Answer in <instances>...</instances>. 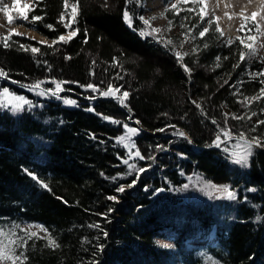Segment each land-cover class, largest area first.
<instances>
[{
  "label": "trees",
  "instance_id": "obj_1",
  "mask_svg": "<svg viewBox=\"0 0 264 264\" xmlns=\"http://www.w3.org/2000/svg\"><path fill=\"white\" fill-rule=\"evenodd\" d=\"M142 1L79 0L74 25L79 32L67 44L49 48L15 35L11 47L0 44V68L8 73L0 78V87L31 101L17 112L0 106V222H37L60 245L53 249L44 239L30 240L27 264H264V147L253 146L246 164L234 163L232 153L225 151L241 131L264 142V125H257L264 120V101L250 108L238 102L264 87L259 82L264 77L250 76L264 71V56L255 41L257 54L240 62L243 46L237 36L229 46L215 32L216 22L200 38L206 19L202 23L195 11L187 10L194 5L180 3L170 9L175 27L196 28L183 61L189 75L172 47L140 34ZM126 8L132 27L123 19ZM63 10V0H39L28 16H44L35 30L56 39L66 31L59 21ZM20 43L39 47L43 54L34 58L30 51L18 50ZM53 78L70 82L59 99L22 87ZM88 84L128 91V107L81 87ZM65 99L76 103L66 104ZM192 101L201 104L204 114ZM253 111L257 115L248 120L245 114ZM224 113L229 114L226 124ZM232 114L245 119H232ZM124 124L140 130L132 140L145 159L129 158L128 149L117 143ZM226 127L233 139L221 135L223 143L216 147L213 142ZM177 130L186 137L175 134ZM125 159L135 168L129 169ZM194 176L226 186L234 196L185 199L176 190ZM120 186L123 192L117 191ZM17 233L24 234L20 228ZM209 237L212 242H194Z\"/></svg>",
  "mask_w": 264,
  "mask_h": 264
},
{
  "label": "snow or ice",
  "instance_id": "obj_2",
  "mask_svg": "<svg viewBox=\"0 0 264 264\" xmlns=\"http://www.w3.org/2000/svg\"><path fill=\"white\" fill-rule=\"evenodd\" d=\"M39 2V0H35V2H32L30 0L29 3H24L22 7L26 10L24 12L20 13V21H21V26H23V22H28L30 23L33 28L35 29V26L38 22H42L44 20V16L42 15H32L31 20H29L28 13L32 12L36 4ZM131 3L132 0H129ZM198 0H177V3H174L171 5L172 9L177 8V4L179 3H192L193 5H196ZM202 2V0H200ZM19 5V0H13L12 8H17ZM71 9V11H68V9ZM63 11L60 14L59 21L63 22L64 28L68 29L71 27V24L76 21L78 12H79V0H75V2H71V0H63ZM188 11H195V8H189L187 9ZM0 11H2L8 18V23L11 24L13 23V18L10 15V9L8 5H4L3 7H0ZM167 11V9H166ZM178 14V13H177ZM162 16L164 15L163 13L161 14ZM200 17V21L203 23L205 21V13L204 9L201 8L200 12L198 13ZM259 12H253L251 16H243L244 23L240 25V28L237 29L238 32H245L246 34L244 37L237 36L236 40L239 41V44L242 45V50L239 51L238 56H239V61L243 62L246 57L254 56L257 54V49L254 47V43L257 40L258 36H264V31L261 30V25L256 22L257 16H259ZM69 16L71 19L65 22V17ZM123 19L125 23L128 24L129 27H132L133 24V17L130 14L129 10L127 8L123 12ZM139 19L144 23V25L147 28H151L150 20L145 19L143 16H140ZM151 19H156V17H152ZM219 17H213L212 19L207 20V27H204L202 30L198 32V36L200 38H203L207 33H209L210 30H212V25L214 22L218 21ZM251 21L252 27H249V22ZM171 21H169V25H171ZM45 28L54 30V26L51 24H44L43 25ZM181 27H185L184 25H181ZM253 28L255 30L256 35H251L249 33H252ZM79 32V29H73L71 31H68L66 34L59 35L56 39H53L51 43L49 44L47 40L40 41L39 43L46 44L47 47L52 48L55 45H57L60 42H63L64 44L69 43ZM160 32V29L157 28H151V31H146V30H141L140 34L142 36H150L155 33ZM215 32L219 33L221 37H223L224 33L221 30L219 24H216L215 27ZM21 36L23 35L22 33L16 31V29L11 28L8 31L7 36H0V44L3 45L4 48H9L11 47L10 41H12L13 36ZM185 40L181 42L180 47H183L184 43L188 42V40H194L196 39L195 36L191 35V30L188 32L184 33ZM15 43V41H12ZM87 41H85L86 43ZM233 43H235V40L229 38L227 40V44L230 46ZM168 45H173L172 40H167L165 42V47H168ZM208 45L205 44L204 47L206 48ZM264 47V45H261ZM18 50L25 51V52H31L33 57L35 58L37 55H42L43 53L41 52V49L39 47L32 46L30 44H23L20 43ZM247 50V51H245ZM197 51L196 48L192 49V52L195 53ZM174 55L177 59L178 62L181 63V66L184 68V71L191 74V69L183 63L184 57L189 55L188 52H180V51H175ZM65 59H71L70 56L65 57ZM115 59V58H114ZM218 63L216 64V67H220L219 61L220 57L216 58ZM227 59V57H225ZM46 63V62H45ZM95 63V61H93ZM116 65H119V61H116ZM239 67V63L233 66ZM50 70V69H49ZM250 76L252 78H259V77H264V71H260L257 73H250ZM8 73L5 72L2 68H0V78H7ZM122 79V77H119ZM13 83H18L17 81H12ZM262 85H264V79H261L259 81ZM45 83H50L55 85L54 88H43L42 85ZM70 83L69 81H64V80H57L55 78L51 79L50 81H43V80H38L32 84L29 85H22V87H26L29 89V91H36L38 95L44 96L50 94L53 97H56L57 99L60 98L59 93L63 92L65 89L63 87L64 84ZM227 83V80L225 81ZM81 87H86L87 89H90L92 92L96 93L98 92L101 96L104 97H113L118 100L120 105L123 107H128L126 101L130 96V93L128 91H123L121 92V87H114L112 84H109L106 90H101L94 84H88L86 86L81 85ZM236 93H234L235 95ZM90 99H95V97H90ZM258 101H264V87H261L258 91L257 94L248 97L244 96L242 100L238 101L241 103L242 106L244 107H251L252 103L258 102ZM64 103L66 104H75L76 101L70 100V99H65ZM195 106L201 110V113L204 114L203 108L200 103H197L196 101H192ZM24 105H29L31 106V101L27 100L24 96L22 95H16L12 92H10L9 88L4 87L2 90H0V106L3 107H8L11 106L13 111H20ZM89 111H94V109H89ZM131 111V109H129ZM261 112H264V108L261 109ZM228 113H224L225 117V124L227 123V118H228ZM256 112H251V115L245 114L246 118L248 120H251L252 117L256 116ZM245 116H237L236 114H232L231 118L235 120H244ZM105 120H111L110 117L105 116ZM131 119V117H129ZM113 123L119 124L120 121H115L112 120ZM137 124L140 122L137 120ZM213 124H217V121L215 119L212 120ZM257 125H264V120H259L257 121ZM219 127V125H217ZM125 129V133L117 138V143L122 144L126 149H128V155L129 158H139L140 160L145 159L143 155H141V152L139 151L138 148H136V145L134 141L132 140V137L136 136L139 134V129L130 127L128 124L123 125ZM170 127H175V125H171ZM158 131H164V129H158ZM252 132L256 131V127L251 128ZM181 137H186V134L183 131L177 130L175 133ZM221 135L224 136L226 140L233 139V133L230 128H221L220 131L218 132L216 136V140L213 142L216 147H219L223 141H221ZM237 143L236 147L240 148L243 147L244 151L243 154L240 152H233L232 155L234 157V163L236 164H246L248 157L252 154V148L253 146L256 147H264V142H262V138L258 136H252L249 138L245 132L241 131L238 136L236 137ZM191 142V141H189ZM240 142H243L241 145ZM133 149H136L134 152L132 151ZM225 151H228V149H225ZM123 163L128 165L129 169H134L135 164H129V161L127 159L123 160ZM27 171V170H25ZM139 172L145 171L144 168H140L138 170ZM130 174V173H129ZM28 175H30L34 180H36L38 183L41 184L42 187L47 188L48 185L44 184L42 181L39 180V178L32 172H28ZM115 179V177L113 178ZM135 181H133V184ZM128 187H132V185H128ZM187 187V185H185ZM125 190L124 186H120L117 188L118 192H123ZM228 196L230 198L233 197V193L227 190V187L225 186L224 189ZM109 200H115V196H110L108 197ZM111 211V210H110ZM37 228L38 231H31V228ZM90 227H99V225H90ZM19 225L13 224L10 229L5 230L2 227H0V264H27L28 261V256L26 255L28 243L30 240L35 239H44L46 240V247L48 248H59L60 245L57 243V241L49 234L48 229L44 228L42 225H29L26 229H20L21 232H23V235H19L17 233V229H19ZM39 232H43L44 236H40ZM108 234L107 232H104V236L106 237ZM99 250H103V245L99 246Z\"/></svg>",
  "mask_w": 264,
  "mask_h": 264
},
{
  "label": "rangeland",
  "instance_id": "obj_3",
  "mask_svg": "<svg viewBox=\"0 0 264 264\" xmlns=\"http://www.w3.org/2000/svg\"><path fill=\"white\" fill-rule=\"evenodd\" d=\"M29 2L30 0H19L20 6H18L17 8H12L13 0H0V7H3L5 4L8 5L10 9V15L13 18V23L9 24L7 16L2 11H0V36H7L9 29L14 28L16 29V31L23 34L21 36H26L36 41L47 40V42L50 44L53 39H50L47 36L36 31L34 28L27 26L25 22H23V26H21L20 13L26 11L22 7V5L24 3ZM174 3H177V0H143L140 4L142 10L141 16H143L145 19L150 20L151 28L160 29V32L150 35L154 40H157L163 44H165L167 40H172L173 45L168 46L172 47L175 51H180L183 53L188 49L191 42L190 39L188 40V42L184 43L183 47H180L181 42L185 40L184 33L191 30V35L194 36L196 28L195 26L193 27L187 25L182 31L177 30L174 23V12L170 10L171 5ZM220 4L223 5L224 9H222ZM245 5L249 7L244 8ZM194 7L195 17H198L199 19L200 17L198 13L200 12L201 8L204 9L206 21L208 19H212L213 17H219V20L216 21V23L219 24L221 30L224 33L223 37H225L227 40L229 38L232 39L233 37L240 35L241 32H238L237 29H239L240 25L244 23L243 16L250 17L253 12L260 13V15L256 18V22L261 25V30L264 31V0H261V2L256 0H202V2H200V0H198L197 4L194 5ZM68 11H71V9L69 8ZM162 13L164 14L163 16L161 15ZM152 17H156V19H151ZM70 19L71 18L69 16H66L65 22ZM169 21L172 22L171 25H169ZM74 25L75 22L72 23L71 27L66 29V31L62 34H66L68 31L75 29ZM143 26V30L151 31V28H147L145 25ZM248 26L252 27L251 21L249 22ZM252 35H256L254 28ZM256 44L259 47L260 53L264 56V47L261 46L264 45V36H258ZM0 90H2L1 87ZM9 108L12 110L11 106H9ZM236 143L237 142H232L229 146H227V149L231 153L240 152L241 154H243V147L237 148ZM240 143L241 145L243 144V142ZM185 185H187V187H185ZM224 189L225 186L208 183L207 181H204L203 179L194 176L191 177L187 183L178 188L176 191L179 192L185 199H191L194 201L202 202L218 198H230ZM227 190L233 193L228 187ZM13 224L19 225L20 229H26L29 225H41L37 222L30 221H22L19 223H9L8 221H5L3 223L0 222V227L5 230H8ZM31 231H38V229L33 227L31 228ZM39 233L44 234L43 232ZM160 240V242L170 244L168 240ZM194 242H212V238L209 237L204 242L200 241L199 239L195 240ZM200 254L204 256L205 261L210 260L208 254H206L204 251H201ZM176 264H179V262H177Z\"/></svg>",
  "mask_w": 264,
  "mask_h": 264
},
{
  "label": "bare ground",
  "instance_id": "obj_4",
  "mask_svg": "<svg viewBox=\"0 0 264 264\" xmlns=\"http://www.w3.org/2000/svg\"><path fill=\"white\" fill-rule=\"evenodd\" d=\"M244 1H245V0H244ZM256 1H260V2H261V0H256ZM254 5H255V4H254ZM220 6L222 7V9H224V7H223L222 4H220ZM247 7H249V6H247V5L244 6V8H247Z\"/></svg>",
  "mask_w": 264,
  "mask_h": 264
},
{
  "label": "water",
  "instance_id": "obj_5",
  "mask_svg": "<svg viewBox=\"0 0 264 264\" xmlns=\"http://www.w3.org/2000/svg\"><path fill=\"white\" fill-rule=\"evenodd\" d=\"M136 122V121H135Z\"/></svg>",
  "mask_w": 264,
  "mask_h": 264
}]
</instances>
